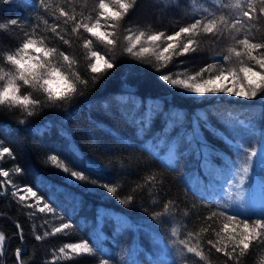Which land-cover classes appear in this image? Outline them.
<instances>
[{
    "label": "trees",
    "instance_id": "trees-1",
    "mask_svg": "<svg viewBox=\"0 0 264 264\" xmlns=\"http://www.w3.org/2000/svg\"><path fill=\"white\" fill-rule=\"evenodd\" d=\"M46 3L47 11L40 0H0V23L7 25L10 19L20 22L15 28L0 29V57L15 52L25 33L38 26L36 38H43L44 43L30 49V56L48 60L65 77L71 75L77 92L52 103L39 87L19 82V94L40 103L28 108L0 105V142L15 153V160L6 156L0 166L10 172L19 166L22 173L12 172L8 178L12 184L32 187L41 201L55 209V214L36 210L30 215L34 210L12 196V184L0 189V233L5 235L0 264H99L101 259H108L109 264H225L223 254L210 250L206 243L220 237L203 230L207 227L203 217L216 211L214 227L220 230L227 222L219 215L221 211L240 213L237 223L245 214L251 216L249 223L260 215L264 206V93L252 99L232 94L198 95L158 77L163 71L172 78L199 83L196 73L209 64L216 67L204 78L221 67L237 73L244 65L260 69L243 52L240 57L231 54L229 61H222L229 48L242 51L232 35L240 39L245 33L221 29L217 38L201 28L190 37L196 51L175 55L170 50L163 58L159 55L163 39L154 43L147 37L158 32L170 35L196 18L239 16L237 0H138L135 10L114 28L102 19L105 28L94 29L97 36L83 29L73 33L74 25L65 24L58 10L63 7L74 12L77 19L91 16L95 22L98 0ZM260 7L264 4L257 2L256 8ZM55 25L69 44L50 31ZM247 26L253 42H264V15L254 16ZM141 32L144 35L136 51L141 46L149 51L138 56L127 54L124 50L132 42L129 37ZM85 39L92 40L89 48L83 46ZM108 39L115 44L108 45ZM180 42L186 43L187 38H180ZM36 47L63 52L70 57L71 68L58 53L45 57ZM92 51H99L103 59H93ZM106 60L114 62L113 68H107ZM91 63L97 65L98 72L91 71ZM0 67L15 72L6 61L0 62ZM4 82L0 81V86ZM50 88L53 92L64 90L63 79L54 77ZM28 111L33 115L28 116ZM237 144L245 145L248 152L260 153L253 158L248 174L243 173L246 157ZM50 155H57L70 171H82L89 182L63 172L48 159ZM149 176L156 177L151 185ZM92 180L97 183L93 185ZM104 184L117 191L108 193ZM252 189L262 198L248 209L240 198ZM128 196L134 200L120 202L127 201ZM168 201L173 203L163 214ZM26 202L35 203V199L27 197ZM61 222L68 223L69 228L35 239L45 231L51 233ZM189 231L194 233L190 243L199 244L206 259L186 253L179 243ZM224 236L226 233L221 232ZM84 240L89 241L92 253L77 256L69 252V259L59 252L65 243ZM18 248L20 261L15 255ZM241 259L242 264H264V243L254 241Z\"/></svg>",
    "mask_w": 264,
    "mask_h": 264
},
{
    "label": "snow or ice",
    "instance_id": "snow-or-ice-1",
    "mask_svg": "<svg viewBox=\"0 0 264 264\" xmlns=\"http://www.w3.org/2000/svg\"><path fill=\"white\" fill-rule=\"evenodd\" d=\"M259 2L260 4H264V0H237V7L240 10V15L233 17L231 19L226 18L224 15L219 16H210L203 18H196L193 23L188 24L183 27H179L178 30L174 31L170 35H166L164 32H158L153 35H149L147 39L151 42L161 41L163 39L164 46L162 51L160 52V57H164V53L170 52V50L175 55H186L190 51H196L193 45L195 41L190 37L193 33L198 32L201 28L205 33H208L214 37L219 38L222 35L221 29H228L229 32L234 31L236 34L245 33L243 38L237 39V35H232V39L235 41L236 45L241 46L242 51H237L236 47H232L228 49V55L222 56V61L227 62L230 60L231 54H235V56L240 57L242 52L247 56L250 62H253L255 66L259 67V71L255 69L254 66L244 65L239 68V73L236 71L229 69L228 73L230 76L234 78L241 79L242 87L237 89L227 88V87H212L211 85L217 81L225 78V72L223 67L219 69L218 74H209L207 78H204L205 74L209 73V69L215 68V64H209L200 69L199 72L196 73V77H199V83H188L185 80H179L176 78H172L168 73L163 71L160 72L159 79L167 82L170 85L176 86L179 85L180 88L186 89L190 93L205 95V94H214L218 92H228L237 97H244L247 99H252L257 97L259 93H264V42H253L247 34L250 32L248 28V22L254 19V16L264 15V7L256 8V4ZM138 3V0H98V4L95 8V22H92V17H84L83 19H77L74 12L66 11L63 7L59 8V17L63 18V22L68 24L71 22L74 27H72L71 31L73 33L78 32L80 29H83L84 32L91 34V36H97V33L94 29L101 26V20L110 21L111 27H115L116 24L120 21H123L132 11L135 10V7ZM40 6L47 11L48 4L46 0H40ZM83 15V14H81ZM20 22L17 19H10L6 24L0 23V29L11 26L15 28ZM59 25L53 26L50 31L54 33L64 44H69V40L65 39L63 35H61L57 28ZM38 35V26L33 28L31 33H25V37L22 40V43L17 47L15 52L9 51L3 54L0 57V62L6 61L7 64H10L14 67L15 72H5L2 67H0V75L6 73L7 81L0 86V90L2 88H11L15 89L14 99L20 103V106L28 108L29 106H35L40 103V100L30 99L28 96H21L20 87L22 82L23 85H29L31 87H39L43 90V92L47 93V98L50 102L56 103L57 101H64L74 96L77 92V84L71 78V75L68 77L63 76L61 69L59 67L52 66L48 60L40 61L39 58H35L30 56L29 50L34 46L42 45L44 43L43 38H36ZM108 35H112V33H108ZM144 33H140V35H136L133 37H129L132 41L130 46H128L124 51L127 54L132 56H138L142 53L148 52L149 49L146 47H139V50L136 51L137 45L140 44L141 36ZM180 38H187L186 43H181ZM108 45H114L115 41L112 39L107 40ZM92 44L91 39H85L83 46L84 48H89ZM37 52L43 51L44 56H50L54 52L58 53L63 57V60L67 62V66L71 68V60L70 57L64 55L63 52H58L57 49H43L41 47H36ZM93 59L100 56L99 51H92L90 53ZM36 61L35 63L33 61ZM243 63V62H242ZM105 64L108 69L113 68L114 62L105 61ZM91 71L93 73L98 72L99 69L95 63H91L89 65ZM242 73L243 76L240 78L239 74ZM54 77H61L63 79L65 88L62 91L53 92L50 88V84ZM80 78L77 76L76 80L78 81ZM195 79V77L193 78ZM87 83V81H84ZM22 102V103H21ZM2 105V104H0ZM28 116H32L33 112L28 111ZM23 123V121H21ZM261 134H264V130H261ZM198 147L199 142L197 141ZM238 150H241L246 159L245 166L243 167V173L248 174L250 169L252 168L253 158L260 155L257 151L248 152L243 144L235 145ZM12 158L15 160V153L10 146H6L3 142H0V161H2L5 157ZM48 159L58 168H61L63 172L70 173L71 177H75L78 181H83L85 183L89 182V178L85 176L82 171L71 170L69 167L65 166L64 163L60 161L57 155H50ZM22 169L19 166H16L12 172L16 174H21ZM12 172L6 170L4 167L0 166V177L5 178L4 180H0V189L8 184H12V181L8 179ZM244 176L241 177V182L244 180ZM149 185L152 182L156 181L155 176H149L147 178ZM93 185L97 182L95 180L90 181ZM108 193H115L117 190L114 187H109L107 184L102 185ZM12 188L15 189L12 191V196L17 198L22 204H24L27 208L33 209L34 211L30 213V215H35V211L38 210L39 213H50L55 214V209L51 206V204L47 201H41L37 191H34L32 187L21 188L18 185L12 184ZM24 192L26 195H21L20 193ZM27 197H31L35 199V203H27ZM134 200L133 196H128L127 201L121 200V203L130 202ZM172 201L166 202L163 207L165 209V213L167 212L168 205L172 204ZM42 204V206H41ZM225 207H229V205H225ZM255 214V213H253ZM156 215H162V213H156ZM218 213L216 211H212L209 215L203 217V220L207 223V227L203 229L204 231L211 230L215 233L217 237L220 239H208L206 241L207 245L210 246V250L214 249L216 253H222L226 258L225 264H242V257L245 256L246 253L250 251L251 246L254 241H261L264 243V206L260 209V215L257 219L251 220V216L245 214V218L239 223H237L238 216L240 213L234 214H226L225 212H219L220 216H224L226 219V223L223 224L222 229L217 230L214 227L215 218ZM155 218V217H153ZM47 223V221H45ZM231 224V228L229 225ZM242 225V227H241ZM17 228H20V225L17 224ZM69 228L68 223L61 222L59 227H55L54 230L50 233L45 231L42 235H36V240H42L44 237L49 235H55L57 233H61L64 230ZM221 232L226 233V236L221 237ZM175 236L176 233L173 232ZM195 235H199L196 233ZM194 236V233L189 231L186 233V239H180L179 243L183 246V249L186 253L193 254L196 257H199L201 260L206 259L204 250L200 247L199 244L193 245L190 243V240ZM5 241V235L0 233V249H2ZM226 241V242H223ZM66 250H68L66 252ZM59 252L68 256V253H74L77 256L82 253H92L93 248L90 246L88 240H84L81 243H65L63 247L59 248ZM2 254V252H0ZM17 260H21V249L18 248L15 253ZM71 259V256H68ZM22 264V261H21ZM99 264H109L108 259H101Z\"/></svg>",
    "mask_w": 264,
    "mask_h": 264
},
{
    "label": "rangeland",
    "instance_id": "rangeland-1",
    "mask_svg": "<svg viewBox=\"0 0 264 264\" xmlns=\"http://www.w3.org/2000/svg\"><path fill=\"white\" fill-rule=\"evenodd\" d=\"M100 28H102V30L104 31V26L101 24ZM219 70H215L214 74H218ZM225 72V78L221 79V80H217L215 81L211 86L212 87H227V88H234V89H239L242 87L241 82L239 80H236L234 77L230 76L227 70H224ZM216 94H229L228 92H218V93H214ZM248 192H251L252 195H250ZM248 192H243L242 197L240 198V200H242L244 198V204L247 205L248 209H252L253 208V202H257L260 201L262 198V195H260L259 192H257L256 190L252 189V190H248ZM22 195H26V193L23 192Z\"/></svg>",
    "mask_w": 264,
    "mask_h": 264
},
{
    "label": "clouds",
    "instance_id": "clouds-1",
    "mask_svg": "<svg viewBox=\"0 0 264 264\" xmlns=\"http://www.w3.org/2000/svg\"><path fill=\"white\" fill-rule=\"evenodd\" d=\"M0 81H5V82L7 81V74L6 73L0 75ZM14 94H15V89L2 88V90H0V104L20 106V103H18L14 99ZM25 97H27V95H25Z\"/></svg>",
    "mask_w": 264,
    "mask_h": 264
},
{
    "label": "bare ground",
    "instance_id": "bare-ground-1",
    "mask_svg": "<svg viewBox=\"0 0 264 264\" xmlns=\"http://www.w3.org/2000/svg\"><path fill=\"white\" fill-rule=\"evenodd\" d=\"M144 1V0H143ZM147 1V0H146ZM151 1V0H150ZM149 2V1H148ZM147 3V2H146ZM151 4H152V2H151ZM153 5V4H152Z\"/></svg>",
    "mask_w": 264,
    "mask_h": 264
}]
</instances>
